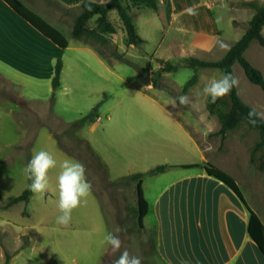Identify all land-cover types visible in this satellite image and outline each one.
I'll use <instances>...</instances> for the list:
<instances>
[{"label": "rangeland", "instance_id": "374dc122", "mask_svg": "<svg viewBox=\"0 0 264 264\" xmlns=\"http://www.w3.org/2000/svg\"><path fill=\"white\" fill-rule=\"evenodd\" d=\"M122 1L125 6L128 4V0ZM162 1L165 3L164 11H159L158 15L148 7L130 11L142 43L136 47L128 44L115 9L110 11L109 20L114 24L116 32L105 34L106 42L93 38L74 39L68 29L63 30L72 46L90 45L96 49L105 58L108 69L88 51L65 49L62 51V61L66 63L65 80L69 84L67 87L63 85L61 90L50 91L51 85L35 86L30 79H24L25 84H13L0 76V264H5L6 252L12 255L9 264H104L109 246L102 243L103 236L107 232H115L117 227L125 229L118 233L122 241L121 251L127 249L130 255L140 257L141 264H161L151 248L154 231L151 228H140L136 223L137 216L131 211L136 206V184L112 182L155 167L164 161V155L158 150L152 152L151 146L157 144L158 149L170 146L168 149L173 154L178 139L168 128L164 132L165 138L149 134L147 152L144 146L140 147L142 143L139 139L131 137L130 132L125 130L124 134L128 135L120 134L122 130L118 127L133 120H146L151 131L156 129L162 134L159 122L153 117L155 112L150 107L152 96H163L169 102L170 98L187 95L196 103H204L207 100L202 94L204 84L224 74L220 69L195 70L183 66L184 59L192 54L189 45L190 41L191 46L193 43V32L184 30L179 33L169 25L172 3L177 10H189L205 2L212 6L220 33L229 43L243 36L255 13V8L246 3L264 4V0ZM191 17L189 15V19ZM89 26L95 28L96 18L90 21ZM183 37L185 40L178 44L177 41ZM245 56L264 74L263 46L253 41ZM202 57L204 60L215 61L221 56L214 53ZM160 60L171 62L178 67L177 70L158 74L164 66ZM233 69L238 79L240 98L251 105L249 96L254 103L264 108L261 87L248 80L239 63ZM194 75L195 82L184 90L185 84ZM194 86L196 89L192 88ZM147 87L149 98L139 94ZM15 88L28 94H20ZM40 89L42 91L37 94ZM32 93L50 98L34 100L28 96ZM109 112L112 120L108 123ZM180 112L177 108L174 110V113ZM82 115H89L83 123L80 122L85 117ZM97 115L101 117V122L92 130L91 123H88ZM151 124L158 128L151 127ZM244 130L245 156L248 160L249 150L256 144L259 133L257 130L256 134L252 133L245 122L239 124L235 132ZM110 131L115 132L114 144L117 142L124 150L123 153L108 145ZM40 150L50 152L57 160V167L49 170L47 192L43 197L33 194L29 203L19 202L2 209L3 204L20 195L28 186L23 168L28 157ZM125 153L128 155L126 158L141 157L139 164L128 165L129 160L123 156ZM69 158L84 164L86 177L92 187L86 203L82 202L73 210L71 223L61 226L55 222L60 214L56 177L60 163ZM170 159L171 162L179 161L176 157ZM263 178L261 183L264 186ZM242 183L240 185L244 195L254 207ZM260 193H264L262 189L254 191V194ZM112 259L114 257L111 256L107 264H111Z\"/></svg>", "mask_w": 264, "mask_h": 264}, {"label": "crops", "instance_id": "0c3cea01", "mask_svg": "<svg viewBox=\"0 0 264 264\" xmlns=\"http://www.w3.org/2000/svg\"><path fill=\"white\" fill-rule=\"evenodd\" d=\"M20 1L67 37V33L63 30L68 29L71 34L76 18L82 13V3L85 0ZM107 1L109 0H94L98 3ZM164 6L165 3L159 0V9L154 10L157 15L159 11H164ZM171 6L169 25L179 33L184 30L193 32L191 37L193 43L191 46L190 41L189 45L192 57L202 59V56L206 54L215 53L222 58L235 43H229L221 35L218 22L212 12L213 7L206 2L204 5L197 4L189 10L188 8L177 10L173 3ZM143 8L133 7L131 10L139 11ZM189 15H192L190 19ZM131 17L138 31L134 17L132 15ZM138 35L137 32L138 45L136 46L142 44ZM68 40L67 50L88 51L102 61L108 69L105 58L92 46L77 44L72 46L71 40L69 38ZM184 40L183 37L177 42L179 44ZM221 41L228 46L227 49L219 46L218 42ZM63 50L65 49L60 48L18 15L4 0H0L1 77L18 85L26 82L24 79H30L35 86H41V84L45 87L52 86L56 66L54 61L56 60L57 63L58 59H62ZM63 62L61 84L56 91L59 88L61 90L63 85L67 87L69 84L65 80L66 63L64 60ZM148 87L145 90L142 89L139 94L149 98ZM195 87L192 88L196 89ZM49 89L52 91L53 86ZM15 90L20 94L24 93L16 88ZM37 91L38 94L42 90ZM262 91L264 93L263 89ZM28 96L34 100L50 98L47 95L39 97L33 93ZM247 97L252 102L250 107L264 112V108L254 103L249 96ZM151 99L153 103L150 107L155 112L153 117L159 122L163 133L159 134V130L156 129L151 131L146 120L144 122L133 120L118 127L122 130L120 134H124V130L130 132L131 137L139 139L142 143L140 147L144 146L148 152L147 142L151 136L149 134L162 135L161 138H163L165 129H171L173 135L177 136L175 138L178 139L175 148H172L175 153L171 154V150L168 149L170 146L165 145L166 148L158 149L157 144L152 145V152L158 150L164 155V161L157 163L156 166L161 164L199 165L188 168L173 167L156 176L146 177L144 181L143 189L149 203V212L143 223L145 228H151L154 231L155 247L160 260L164 264H264V254L249 234L251 212L246 206L247 202V205L264 223V193L254 194L257 189H262L264 192V186L261 183L264 173L257 168L254 169V166L250 164L251 150H249L248 160L246 159V130L240 133L235 132L237 128L230 130L222 141L221 136L216 135L221 124L217 114L208 109V98L204 103L194 102L192 107L177 106L180 113H174L176 108H172L163 96L160 98L152 96ZM146 106L149 107V105ZM82 116L87 118L89 115ZM111 116L109 112L108 123L112 120ZM100 122L101 117L97 115L88 125L91 123V129L95 130ZM150 126L158 128L157 125ZM251 132L256 134L253 129ZM114 134L115 132L110 131L108 145L111 148L116 147L118 152L123 153L124 150L119 144L117 142L114 144ZM51 135L53 136L52 133ZM126 135L128 134L125 133L124 136ZM258 140L259 135L256 142ZM123 156L129 160L128 165L132 166L139 164L138 161L141 159L139 156L126 158L128 157L126 153ZM170 157L179 158V161L171 162ZM207 163L231 175L237 182L245 201L222 181L210 176L205 169ZM257 179L259 181L256 182ZM240 182L249 193L254 207L248 203Z\"/></svg>", "mask_w": 264, "mask_h": 264}, {"label": "trees", "instance_id": "16d2710c", "mask_svg": "<svg viewBox=\"0 0 264 264\" xmlns=\"http://www.w3.org/2000/svg\"><path fill=\"white\" fill-rule=\"evenodd\" d=\"M18 15L30 23L34 28L41 32L45 37L52 40L56 45L62 49H66L69 45L68 38L55 26L50 24L40 15L36 14L20 0H4ZM88 0L82 3V13L76 18L71 31V37L74 39L81 38H93L98 39L101 42H106L107 38L105 34H112L116 32L114 24L109 20V13L111 10H117L118 16L122 22L124 31L127 35V41L129 45H138L137 31L134 24L133 18L130 15V10L133 7H148L152 10L157 11L159 9V0H128V4L125 6L122 0H109L104 3L94 2L91 5V11L87 10L85 4ZM251 7L255 8V13L249 21V26L243 36L238 39L226 52V54L219 60L209 61L196 57H187L184 59L183 66L193 68L195 70L199 68H216L220 69L225 73H231L234 75L233 66L239 63L243 68L248 80L264 90V74L263 72L255 67L245 56L246 51L250 47L253 41H257L261 46L264 47V4L258 5L253 2L246 3ZM96 18L95 28L89 26L90 21ZM164 66L160 69L158 74L162 72L176 71L177 66L171 62H163ZM63 70V61L58 59L54 77L52 79L53 89L56 90L61 84V74ZM235 76V75H234ZM196 80L194 75L184 86L186 90ZM208 109L212 113H216L220 121L221 127L216 135L221 136L222 141L226 138L227 132L233 130L239 126L242 122H245L250 129L257 130L259 133V140L256 142L251 150L250 162L258 170L264 173V121H259L255 126L248 123L247 115L249 110L252 108L247 105L239 96L237 86L234 87L231 92L218 99L215 103L210 101L208 98ZM87 118H82L81 123L86 121ZM31 159V155L28 157V161ZM198 164H189L182 166H172L168 164H161L155 168L149 169L146 172H138L119 180L112 182V184H121L134 182L136 184V206L131 208L132 213L137 216V225L140 228L144 227V218L149 212V203L145 196L143 184L146 177H153L159 173L165 172L173 167H196ZM205 169L210 176H213L224 184H226L232 191H234L243 201L244 196L235 181V179L216 167L211 163L205 165ZM31 181L28 180V186L24 191L11 199L1 206L2 209L12 207L16 203L24 202L29 203L33 193L29 189ZM246 206L251 212V219L249 223V234L255 243L258 245L262 253L264 254V223L259 215L253 211L246 203ZM25 213V212H24ZM26 215V213H25ZM151 248L154 255L160 259L156 247L154 234L152 236ZM6 262L9 264L12 255L6 252ZM161 264H164L161 261Z\"/></svg>", "mask_w": 264, "mask_h": 264}, {"label": "clouds", "instance_id": "9594fccd", "mask_svg": "<svg viewBox=\"0 0 264 264\" xmlns=\"http://www.w3.org/2000/svg\"><path fill=\"white\" fill-rule=\"evenodd\" d=\"M94 0H88L85 4L87 10L91 11ZM222 49H227V45L222 41L218 42ZM238 85V79L231 73H225L220 78H213L206 82L202 88V94L210 98L212 103L228 95L231 90ZM169 104L172 108L192 107L194 101L187 95L170 98ZM248 123L255 126L259 121H264V112L251 108L247 115ZM57 167V160L48 151L40 150L35 152L31 159L23 168L25 178L30 180V191L39 196L47 192L49 186V170ZM60 171L56 177L58 191V210L56 224L67 226L71 223L72 212L78 208L82 202L86 203V198L91 192V183L86 177V169L82 162L71 158L65 159L59 165ZM125 229L117 227L115 232H107L103 236L102 243L109 246L110 256L114 257L111 264H141V258L130 255L127 249L121 251L122 241L118 233ZM118 253V255H117Z\"/></svg>", "mask_w": 264, "mask_h": 264}, {"label": "water", "instance_id": "95a60500", "mask_svg": "<svg viewBox=\"0 0 264 264\" xmlns=\"http://www.w3.org/2000/svg\"><path fill=\"white\" fill-rule=\"evenodd\" d=\"M110 253L108 252V255H107V258H106V261L104 262V264H107L108 260L110 259Z\"/></svg>", "mask_w": 264, "mask_h": 264}]
</instances>
